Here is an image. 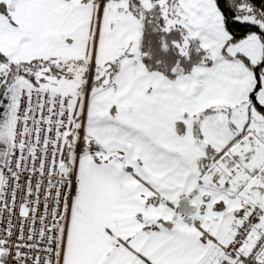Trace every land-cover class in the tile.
<instances>
[{"label": "snow or ice", "instance_id": "snow-or-ice-1", "mask_svg": "<svg viewBox=\"0 0 264 264\" xmlns=\"http://www.w3.org/2000/svg\"><path fill=\"white\" fill-rule=\"evenodd\" d=\"M0 264H264V0H0Z\"/></svg>", "mask_w": 264, "mask_h": 264}]
</instances>
